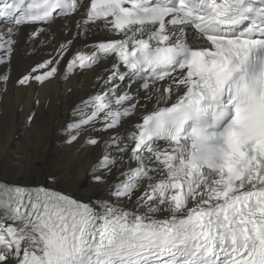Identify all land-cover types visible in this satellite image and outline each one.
Listing matches in <instances>:
<instances>
[{"label": "snow or ice", "instance_id": "1", "mask_svg": "<svg viewBox=\"0 0 264 264\" xmlns=\"http://www.w3.org/2000/svg\"><path fill=\"white\" fill-rule=\"evenodd\" d=\"M68 20L15 84L104 67L65 129L107 133L86 140L102 154L84 187L103 191L0 177V264H264V0H0V64Z\"/></svg>", "mask_w": 264, "mask_h": 264}, {"label": "bare ground", "instance_id": "2", "mask_svg": "<svg viewBox=\"0 0 264 264\" xmlns=\"http://www.w3.org/2000/svg\"><path fill=\"white\" fill-rule=\"evenodd\" d=\"M67 27L71 32L60 22L54 24L50 31L55 39H51V43L50 37L43 35L35 38L40 42H33L29 39L32 28L27 27L17 38L10 65L0 64V73L10 75L7 91L0 94V177L25 185H37L45 183L47 176L54 174L57 183L52 187L56 190L87 197L93 193L99 195L103 190L84 187L89 169L102 154V142L101 146H93L86 140L89 136L98 135L106 138L107 133L89 129L82 132L76 142L67 144L65 129L76 119L73 116L76 105L99 90L96 80L103 74L104 67L78 69L65 78V65L61 61L56 77L43 86L34 84L21 88L15 84L37 63L56 54L59 43H64L65 37L75 32L72 20L67 21ZM103 38L100 31L89 32L87 42L91 44ZM73 43L74 50L83 47L80 39ZM33 112L34 121L26 125L28 115ZM139 116L138 112L136 119ZM114 176L115 173L109 180Z\"/></svg>", "mask_w": 264, "mask_h": 264}, {"label": "rangeland", "instance_id": "3", "mask_svg": "<svg viewBox=\"0 0 264 264\" xmlns=\"http://www.w3.org/2000/svg\"><path fill=\"white\" fill-rule=\"evenodd\" d=\"M44 184V183H43Z\"/></svg>", "mask_w": 264, "mask_h": 264}]
</instances>
